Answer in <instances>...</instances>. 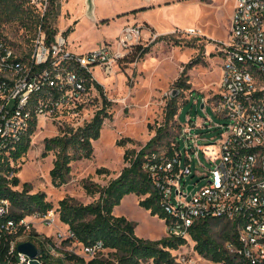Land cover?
I'll return each mask as SVG.
<instances>
[{
	"label": "built area",
	"instance_id": "2783aa9c",
	"mask_svg": "<svg viewBox=\"0 0 264 264\" xmlns=\"http://www.w3.org/2000/svg\"><path fill=\"white\" fill-rule=\"evenodd\" d=\"M61 1L24 3L43 17L51 8L58 9ZM144 30L143 24L126 23L114 42L105 41L83 52L71 49L62 29L49 39L42 21L24 42L0 31V181L4 174L1 161L11 155L33 121L36 127L49 122L74 128L85 122L80 123L78 117L90 91L95 89L94 66L106 75L115 74L118 63L125 60L131 48L143 44ZM185 32L203 35L195 26H188ZM217 52L221 67L219 87L208 100L217 120L205 118L200 122L188 118L186 124H181L173 155L165 158L162 153L153 152L146 156L142 168L158 188L161 205L169 214L164 223L169 237L183 238L193 248L191 228L197 218L223 219L229 222L230 232L235 233L224 242L232 258L214 264H264V0H234L227 37L219 41ZM198 127L215 129L220 134L219 160L210 167L200 161L205 170H199L198 179L186 185L187 175L193 174L191 154L198 155L205 144L215 143L192 145L200 136L196 131L192 133ZM180 140L185 141L184 162ZM206 159L211 161L207 156ZM199 179H204V183L192 193ZM9 209V199L0 197V216ZM55 212L51 208L43 214L34 211L18 221L8 218L0 224V235L2 230L17 231L18 226H23L22 234L28 235L29 216L52 222ZM72 235L67 227L57 240ZM81 249L83 256L92 258L106 248L96 241L81 244ZM16 252L18 264H29L28 256L17 249ZM176 260L195 262V258L185 255Z\"/></svg>",
	"mask_w": 264,
	"mask_h": 264
},
{
	"label": "rangeland",
	"instance_id": "374dc122",
	"mask_svg": "<svg viewBox=\"0 0 264 264\" xmlns=\"http://www.w3.org/2000/svg\"><path fill=\"white\" fill-rule=\"evenodd\" d=\"M26 4V3H25ZM234 0H62L58 7V13L48 18V24L60 30L71 29L68 40L71 49L76 52L97 47L107 42H114L119 35L124 22L143 24V45L149 44L150 49L144 55L135 52L131 48L128 57L118 63L115 74L106 75L98 66H94L95 80L102 86L100 92L95 88L90 91L88 101L83 107L78 121L89 120L94 111L102 104V96H106L110 118H105L100 130V135L92 141L93 153L90 158H82L71 162L69 179L60 186H54L51 182L49 170L52 167L54 152L50 151L46 156L42 155L43 141L59 133V125L47 122L45 125L35 127L31 135L30 147L18 162L19 170L16 175L20 182L16 189L22 188V183L28 184L29 192L43 191L45 200L52 203L53 209L57 207L58 200L68 195L76 200L88 203L97 194L89 195L82 187L81 180L89 177L92 181L105 185L110 178L117 176L122 167L126 165L123 153L126 148L139 149L155 133V128L163 122L166 102L171 98L175 79L178 77L183 64L192 58H200L188 70V82L190 88L183 91H175L178 109L175 115V123L170 127L173 133H177L187 123L188 118L203 121L205 118L217 120L216 114L208 100L211 94L219 87L220 57L217 52L219 41L227 37ZM144 5L145 9L132 12L130 8L138 9ZM93 10L96 11L94 14ZM133 10V9H132ZM107 18V21H102ZM173 29L162 38L153 41L155 27ZM188 26L201 29L203 35H193L185 32ZM34 26L22 24L16 20H5L0 12V31L6 32L17 41H25L26 37L34 33ZM142 45V44H141ZM190 96V99L188 97ZM195 99L198 102H195ZM204 103V106L201 104ZM66 126L67 124H62ZM198 132L200 136L192 145L205 144L199 154L192 153L193 174L187 175V184L198 179L196 173L205 170L200 161L207 167L219 160L221 136L215 129L206 130L198 127L192 133ZM130 137L124 145H119L121 138ZM179 150L182 152L181 161L185 159V141L180 140ZM206 156L211 160L206 159ZM105 166L109 173L97 174L95 169ZM204 183L199 179L195 189ZM185 185V187H186ZM115 214L125 215L135 225L136 235L159 239L166 237L164 219L152 215L138 204L136 195L129 193L114 207ZM56 213V212H55ZM30 227L37 233L49 237L65 250L77 253L88 261L90 257L83 256L81 244L77 241L62 243L57 240L58 235L64 234L67 227L62 223L56 213L55 220L45 222L40 217L29 216ZM211 222V233L216 240L224 244L226 231H231L230 224L223 219L214 218ZM18 241L28 240L27 233L20 235ZM175 259L185 255L195 258L194 263L177 264H214L213 261L200 256L193 248L192 243L185 242L177 249L171 250ZM54 253V252H53ZM59 257V253H54ZM107 259L106 264H119L115 254L104 249L96 256ZM64 264H82L77 261L64 260ZM140 264H153L151 260Z\"/></svg>",
	"mask_w": 264,
	"mask_h": 264
},
{
	"label": "trees",
	"instance_id": "16d2710c",
	"mask_svg": "<svg viewBox=\"0 0 264 264\" xmlns=\"http://www.w3.org/2000/svg\"><path fill=\"white\" fill-rule=\"evenodd\" d=\"M142 9L145 7L142 6L131 11L135 12ZM0 12L5 20H16L23 25L30 22L34 28L42 21L49 39L57 32V29L52 28L47 21L49 16L58 13V9L51 8L47 14L40 17L32 8L25 5L24 0H0ZM102 21H107V18L102 19ZM70 30L68 27L64 33L68 35ZM161 38L162 35H158L153 41ZM149 46V44H136L133 48L142 56L149 51ZM199 61L200 58L195 57L183 64L174 81L176 90L183 91L190 88L188 70ZM86 77L88 78L90 75L87 73ZM93 83L100 92L102 88L100 83L96 80H93ZM101 100L102 104L94 111L92 117L82 125L76 128L67 125L60 126L59 133L44 138L42 155L46 156L48 152H54L52 167L49 170L54 186H60L68 181L72 161L91 157L93 153L92 141L99 137L104 119L111 117L106 96L103 95ZM177 109L176 97L168 99L164 109L163 122L155 128L154 135L139 149L131 147L124 150L123 160L126 165L122 167L117 176L110 178L105 185H100L89 177L81 180L85 192L89 195L97 194V198L88 203H83L73 196L66 195L58 200V205L54 209L59 220L73 234L71 237L62 239L63 244L76 240L82 245H91L96 241H101L106 249L115 254L119 264H140L148 260H151L153 264H177L171 250L184 244L185 239L169 236L159 239L140 237L135 233L136 224L132 220L125 215L113 213L114 206L121 202L124 195L134 193L138 197L140 206L147 209L150 214L163 218L164 223H167L169 214L161 205L160 192L143 170L142 163L146 156L153 152L162 153L165 158H170L173 155L177 146L175 139L179 131L173 133L170 127L175 123ZM177 123V125L180 124ZM35 127L36 122L33 121L28 133L15 144L11 155L6 156L1 161L4 174L0 181V197L4 196L9 199L10 209L7 214L0 216V224L5 223L8 218L18 221L34 211L43 214L53 208L52 203L45 200L43 191L30 193L26 182L22 183L20 190L12 188L20 182L16 175L20 168L16 163L30 147L31 135L35 131ZM127 141H132V139L130 137L121 138L118 144L124 145ZM10 159L14 161L13 165H10ZM95 172L106 174L109 173V169L105 166H99ZM11 173L12 175L9 176ZM212 219L214 218H197L195 220L191 228V238L194 241L193 248L200 256L213 262L222 259L231 260V254L224 244L216 240L211 233L210 223L219 222ZM23 228V226H18L17 231H1L0 264H18L16 246L21 241H15L12 253H9V250L11 243L23 233ZM234 235V232L226 231L225 237L227 239L234 237ZM27 236L28 240L36 245L38 249L37 259L43 264H64V260L77 261L82 264H106L109 262L107 259H100L95 256L85 261L81 255L62 249L55 241L37 233L32 228L28 230ZM52 251L59 253L60 256L55 257Z\"/></svg>",
	"mask_w": 264,
	"mask_h": 264
},
{
	"label": "water",
	"instance_id": "95a60500",
	"mask_svg": "<svg viewBox=\"0 0 264 264\" xmlns=\"http://www.w3.org/2000/svg\"><path fill=\"white\" fill-rule=\"evenodd\" d=\"M174 90L177 91L176 89ZM175 91L173 92L174 94H172L171 97L175 95ZM189 188L190 186H188V189ZM16 249L17 251L29 257V264H40L39 260L37 259L38 249L32 241L30 240L21 241L17 244Z\"/></svg>",
	"mask_w": 264,
	"mask_h": 264
},
{
	"label": "crops",
	"instance_id": "0c3cea01",
	"mask_svg": "<svg viewBox=\"0 0 264 264\" xmlns=\"http://www.w3.org/2000/svg\"><path fill=\"white\" fill-rule=\"evenodd\" d=\"M144 6V5H143ZM131 10L132 9H134V8H130ZM93 12H94V14L96 13V11L95 10H93ZM101 18L100 19H105V18H102V16H100ZM133 19V18H132ZM131 19V20H132ZM131 20L130 21H127V22H124L123 23V25L124 24H126V23H128V22H131ZM122 25V26H123ZM173 27L174 26H171V27H169V28H161V29H159V28H157V27H155V31L157 32V34H165V33H168V32H170L172 29H173ZM95 48V47H94ZM219 63H220V61H219ZM219 76H220V71H219ZM125 196V195H124ZM124 199V197L122 198V200ZM136 199H137V201H138V197L136 196ZM121 200V201H122ZM115 207V206H114ZM113 213L115 214V212H114V208H113ZM115 215H118V214H115ZM120 215V214H119Z\"/></svg>",
	"mask_w": 264,
	"mask_h": 264
},
{
	"label": "bare ground",
	"instance_id": "6f19581e",
	"mask_svg": "<svg viewBox=\"0 0 264 264\" xmlns=\"http://www.w3.org/2000/svg\"><path fill=\"white\" fill-rule=\"evenodd\" d=\"M201 30V29H200ZM202 34H204L202 31H201Z\"/></svg>",
	"mask_w": 264,
	"mask_h": 264
}]
</instances>
